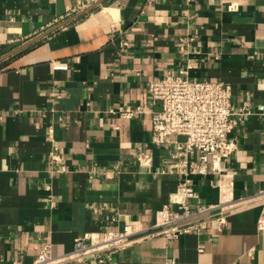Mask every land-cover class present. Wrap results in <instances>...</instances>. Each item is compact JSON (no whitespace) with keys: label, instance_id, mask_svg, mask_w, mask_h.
<instances>
[{"label":"crops","instance_id":"crops-1","mask_svg":"<svg viewBox=\"0 0 264 264\" xmlns=\"http://www.w3.org/2000/svg\"><path fill=\"white\" fill-rule=\"evenodd\" d=\"M98 1L0 0V264H30L43 243L63 256L85 233L148 228L176 208L184 177L167 170L175 147L151 141L161 104L148 85L187 64L252 111L222 177L192 180V207L226 203L227 223L142 238L105 264H264V0H105L70 21Z\"/></svg>","mask_w":264,"mask_h":264},{"label":"built area","instance_id":"built-area-1","mask_svg":"<svg viewBox=\"0 0 264 264\" xmlns=\"http://www.w3.org/2000/svg\"><path fill=\"white\" fill-rule=\"evenodd\" d=\"M62 67L64 65H56V68ZM190 68L191 65L187 64L177 74L156 77L148 85L152 104H161L159 110H149L153 127L151 141L157 147H175L174 161L167 166V170L184 177L172 193L176 208L165 206L160 209L155 222L148 228L128 223L121 229L106 231L100 236L85 233L76 237L73 251L63 256H55L51 244L43 243L36 259L30 264H84L91 259L97 264H105L113 261L119 251L142 238L160 235L174 239L206 227L212 219L218 222L220 230L224 228L231 208L226 203H218L194 209L192 202L198 194L192 180L196 175L208 173L222 177L224 163L236 148L230 135L239 120L252 111L249 106L234 109L232 87L228 83L191 79ZM259 108L264 111V105ZM143 112L142 107H130L122 115L131 117ZM51 158L61 160L58 147L51 152ZM138 162L142 167H151L153 156L140 152ZM260 194L264 195V191ZM259 225L264 228V220ZM140 233L144 235L136 237ZM15 264L26 263L17 261ZM166 264H173V261L168 260Z\"/></svg>","mask_w":264,"mask_h":264},{"label":"water","instance_id":"water-1","mask_svg":"<svg viewBox=\"0 0 264 264\" xmlns=\"http://www.w3.org/2000/svg\"><path fill=\"white\" fill-rule=\"evenodd\" d=\"M104 1H105V0H100V1H98L97 3H95L94 5H92L91 7H89L88 9H86L85 11H83V12L77 14V15H76L75 17H73L70 21H73V20L77 19L79 16L85 14L86 12L90 11V10L93 9L94 7H96V6H98V5L102 4V3H104ZM23 47H24V46H23ZM23 47H20L18 50L22 49ZM18 50H17V51H18Z\"/></svg>","mask_w":264,"mask_h":264}]
</instances>
